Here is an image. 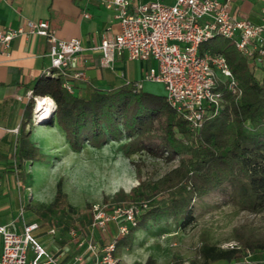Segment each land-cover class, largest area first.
I'll return each instance as SVG.
<instances>
[{
  "label": "trees",
  "instance_id": "1",
  "mask_svg": "<svg viewBox=\"0 0 264 264\" xmlns=\"http://www.w3.org/2000/svg\"><path fill=\"white\" fill-rule=\"evenodd\" d=\"M225 55L242 93L237 96L224 88V101L219 113L207 116L199 130L192 131L183 116L167 102L165 94H156L137 86L138 82L100 89L91 86L83 92H69L62 86L61 76L44 75L37 79L33 96H51L55 101L54 119L63 127L74 150L85 143L102 146L110 139L128 140L127 152L142 149L149 141L155 122L164 119L161 138L169 158L179 155V163L157 179H142L130 192L118 191L113 200L141 203L154 198L166 199L165 204L142 208L136 223L116 240V249L132 245L139 229L148 228L150 221L171 215L178 225L186 227L194 220L193 202L224 183L233 184L234 199L243 209L258 211L264 206V72L230 43L217 36L201 45ZM263 71V70H262ZM34 98L26 104L25 118L17 138L19 164L40 157L39 148L30 139L33 124ZM53 117L49 120L53 123ZM50 211L74 209L64 191L63 181L57 182ZM150 228V227H149ZM201 259L192 264H207L219 258H234L248 251L264 250V238L246 237L237 246H220L202 241ZM116 251V250H115ZM137 264H155L152 257Z\"/></svg>",
  "mask_w": 264,
  "mask_h": 264
},
{
  "label": "built area",
  "instance_id": "2",
  "mask_svg": "<svg viewBox=\"0 0 264 264\" xmlns=\"http://www.w3.org/2000/svg\"><path fill=\"white\" fill-rule=\"evenodd\" d=\"M100 2L116 10L114 16L120 25L117 33L104 34L98 45L90 47L100 50V64L110 66L124 53L129 59L156 60L157 67L150 68L145 79L164 84L168 104L183 116L192 131L199 130L207 116L219 113L224 88L237 96L242 93L225 55L210 49L201 51L202 44L217 36L227 38L251 65L264 71V8L261 21L254 23L233 13L232 0H149L134 5L131 0ZM30 34L43 35L49 42L50 66L44 74L61 76L62 86L73 92L74 80L86 78L79 59L88 48L81 38H59L47 19H29L0 31V51H8L15 36ZM137 86L142 84L138 82ZM28 97L36 96L31 91ZM147 207V201L94 204L87 227L73 225L69 230L82 247L70 263H59L36 240L33 231L39 227L37 221L26 223L21 231L0 223V264H83L88 253L91 264H123L115 254L116 240L128 232L129 225L135 224L142 208ZM113 221L118 224V234L105 243L98 242L95 232L106 231ZM50 231L55 232V228ZM30 248L32 259L28 258Z\"/></svg>",
  "mask_w": 264,
  "mask_h": 264
},
{
  "label": "crops",
  "instance_id": "3",
  "mask_svg": "<svg viewBox=\"0 0 264 264\" xmlns=\"http://www.w3.org/2000/svg\"><path fill=\"white\" fill-rule=\"evenodd\" d=\"M145 1L149 0H131L133 5ZM232 5L235 15L247 17L254 23L261 21L264 0H232ZM115 11L114 8L104 6L100 0H0V31L10 26L16 27L29 19H47L59 38L79 37L88 48L79 59L86 78L74 80L73 92H83L91 86L106 90L129 82H139L150 68L157 67V61L152 58L129 59L126 53L117 56L110 66L100 64V50L90 47L98 45L104 34L112 36L119 31ZM48 50L49 42L45 36L30 34L15 36L9 50L0 51V223L9 224L21 231L26 223L37 221L39 227L33 231L36 240L48 254L56 256L59 263H70L82 250L77 244V238L69 232L72 222L54 219L57 211L51 213L52 220L45 221L41 211L33 210L32 206L25 209V201L30 193L31 169L36 160L19 164L16 155L17 138L25 118L26 104L32 98L28 97V93L35 87L37 79L46 75L44 70L50 66ZM35 96V100L40 96L53 100L51 96ZM53 111L54 108L46 120H39L35 116L32 118L34 123L26 125L30 129L31 141L40 152L48 147L60 146L64 151L70 148L66 132L54 119ZM52 117L54 121L50 123ZM15 128L17 131L12 130ZM82 217L83 221L77 225L79 228L87 227L91 219V216ZM52 227L55 232L50 231ZM95 234L98 242L105 243L118 234V224L116 221L110 222L106 231H96ZM146 239L140 238L137 231L132 245L117 248L116 256L129 264L144 263L148 257H152L156 264L157 258L153 255L144 261L131 257L132 252L141 247ZM248 252L234 258L215 259L207 264H264V250ZM33 256L30 248L28 258L32 259ZM91 263L92 257L88 253L83 264Z\"/></svg>",
  "mask_w": 264,
  "mask_h": 264
},
{
  "label": "rangeland",
  "instance_id": "4",
  "mask_svg": "<svg viewBox=\"0 0 264 264\" xmlns=\"http://www.w3.org/2000/svg\"><path fill=\"white\" fill-rule=\"evenodd\" d=\"M263 72L256 68L257 75ZM139 82L144 90L165 94L162 82L145 78ZM40 112L38 99L34 98L33 119L35 116L38 118ZM163 119L164 116L160 115L149 141H145V146L135 152H127L123 145L128 140L125 136L110 139L102 146L85 143L79 150H74L70 143L67 151L60 146L44 148L31 169L30 193L25 201V209L32 206L33 210L41 211L45 221L62 219L77 226L83 221L82 215H92L96 203L128 202L123 199L115 201L112 195L118 191L130 192L140 180L157 179L179 163V155L169 158V152L163 147V129L160 125ZM60 179L74 209L67 208L52 218L53 211H50L49 205L55 197ZM165 202L164 198H154L148 201L146 209ZM193 215L194 220L185 228L179 226L178 220L171 215L150 221L148 228L138 230L140 238L147 239L132 252L131 257L144 261L153 255L157 258L156 264L192 262L199 258L202 241L228 246L241 243L246 237L264 238V206L258 211L243 209L234 199L233 184L230 182L196 198Z\"/></svg>",
  "mask_w": 264,
  "mask_h": 264
},
{
  "label": "bare ground",
  "instance_id": "5",
  "mask_svg": "<svg viewBox=\"0 0 264 264\" xmlns=\"http://www.w3.org/2000/svg\"><path fill=\"white\" fill-rule=\"evenodd\" d=\"M37 103V102H36ZM55 103L53 100H49V97H39L38 98V110H41V114L38 116L39 120H44L47 119L50 114L52 109L54 108ZM38 112V111H37Z\"/></svg>",
  "mask_w": 264,
  "mask_h": 264
}]
</instances>
